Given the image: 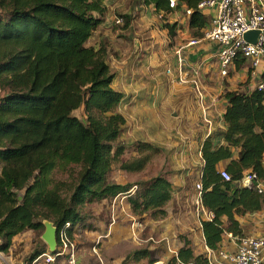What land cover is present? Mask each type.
Listing matches in <instances>:
<instances>
[{"label": "trees", "instance_id": "1", "mask_svg": "<svg viewBox=\"0 0 264 264\" xmlns=\"http://www.w3.org/2000/svg\"><path fill=\"white\" fill-rule=\"evenodd\" d=\"M144 1L173 36L178 23L170 24L171 15H184L187 8L194 9L188 18L193 36L207 26L199 0H178L175 9L168 0ZM106 12L104 0H0V253L9 252L19 234L45 230V219L58 232L70 223L73 238L79 226L90 228L86 205L112 204L120 196H127L139 220L167 216L175 186L165 174L134 183L113 179L117 169L144 172L162 150L143 140L118 142L127 122L119 111L124 94L113 87L108 48L87 44ZM117 17L124 28L132 19ZM243 66L246 60L238 59L236 68ZM223 97L224 130L210 134L201 147L202 204L213 215L201 224L213 251L223 248L227 234L244 236L237 217L264 209V196L240 185L246 171L264 178V89L240 87ZM80 110L82 117L76 115ZM127 153L133 154L123 159ZM222 170L232 179L225 180ZM180 237L183 246L166 264H210L190 239ZM36 246L30 264L49 251L46 244ZM161 257L159 250L143 247L123 264H155Z\"/></svg>", "mask_w": 264, "mask_h": 264}, {"label": "crops", "instance_id": "2", "mask_svg": "<svg viewBox=\"0 0 264 264\" xmlns=\"http://www.w3.org/2000/svg\"><path fill=\"white\" fill-rule=\"evenodd\" d=\"M104 3L107 6L104 21L94 31L96 35L95 33L92 35L88 41V45L96 48L103 45L106 46L110 53L111 63L114 65L115 61H118L120 58L121 62L119 64L121 66L133 64V66H126L129 68L127 69V74L133 73V75L134 73H141V70L136 67L139 64L146 63L148 59L154 58L157 61H161L160 59L170 61L172 59L178 64L176 51L182 48L185 59L183 67L184 76L189 80V82H180L177 71V82H167L168 77L166 76L156 78L160 73H153V76H155L154 81H147L144 78L146 75L145 69L144 77L138 80L135 86L130 87L129 92L126 93L122 89L120 90L124 94V97L119 111L125 116L127 121L124 130L128 131V133L131 132L133 135H137L139 141L151 142L159 147L164 154H169L174 151V154H178L181 157L178 160L179 163L171 164L173 166L172 169L175 171L167 175L175 186L173 198L166 206L167 216L159 220H151L147 216H144L143 219H138L143 226L137 228L136 237L142 240V236H146L144 234L146 229L148 228L151 231L152 228L149 238L145 240L143 238L142 242L155 240L156 237H158L159 241L164 240L162 246L167 245L172 253H169L165 247V253L161 260L158 261L161 264H166L170 256L178 254V250L184 244L180 235H185L191 240L192 246H194L197 254L204 253L208 258V250L210 248L206 245L201 224V219L206 216L196 211L194 204L196 191L191 189L190 186H186V178L197 176V182L201 181L202 168L204 166L201 158L202 143L210 134L224 130L225 123L223 119L226 99L220 96V93L224 91L225 87L222 81L225 78L221 74L219 77H216L214 81L216 80L218 83L215 84V87L213 86L214 88L205 81L207 76L212 78V75H216L213 72L214 69L208 66L211 59H217L215 56L217 46L214 43L202 39L199 43L195 44L197 45L195 46V50L193 48V50L188 51L189 49L187 48L188 50H185V47H189L190 45L187 44L184 46L185 42L183 43V41L187 42L191 38L194 39L205 31L210 26L214 11L207 10L202 12L208 17V23L197 36H193L192 29L188 25L189 15H183L180 12L173 13L171 18L175 20L174 23H178L177 33L180 21L184 23L185 33L181 31L179 35L182 39L181 45L169 47L170 38L165 33L166 28L163 27L164 20L158 22L154 30H150V26H145L144 22L137 21L136 19H132L129 26L124 28L123 25H116L115 23L117 15L122 13L119 11L121 0H104ZM111 3L119 6H113ZM157 17L162 18V15L157 14ZM138 23L141 24L142 28L137 26L139 25ZM128 32L133 33V40L136 43L132 52L129 49V43L132 42V39L130 41L126 40V36L129 34ZM163 35L166 41L163 39ZM123 56L126 57V60L122 59ZM196 57H199L198 61L195 64H191L189 61ZM263 71L264 67H260L257 75L258 78L261 77ZM113 72L116 74L114 70ZM250 75L253 76V74ZM197 77L200 80L202 78L200 85L202 93L204 94L203 96L206 98L205 102L199 101L201 106L197 101L198 92L191 83V80ZM216 112L221 115L219 120L215 119ZM203 116L209 118L208 121L210 122V127L207 125L204 126V133L200 132L203 130V127H201L203 125ZM217 127L219 130H215ZM217 138L220 139V136ZM144 178L149 177L144 176ZM118 199L121 202H125L124 205L128 209L127 213L135 221L137 217L131 213L127 196H120L116 200ZM116 212L115 210V214H113L114 220L112 218L113 221L110 224V229L108 227L106 228L108 229L107 234L109 233V235L111 231L117 230L118 228L115 225L116 218H120L122 221L126 220L122 213ZM108 213L110 214V212ZM237 219L241 223L245 233L244 235L264 237V209L248 213L242 217H237ZM26 233H21L18 236ZM111 241L113 242V240ZM116 247L118 246H98L105 260V264H116L117 262L123 261L128 254L138 248L148 247L152 249L154 246H123L124 248L122 249L124 250L121 251L116 250ZM236 247V238L231 234L225 235L222 249L233 251ZM141 263L146 264V260H143Z\"/></svg>", "mask_w": 264, "mask_h": 264}, {"label": "rangeland", "instance_id": "3", "mask_svg": "<svg viewBox=\"0 0 264 264\" xmlns=\"http://www.w3.org/2000/svg\"><path fill=\"white\" fill-rule=\"evenodd\" d=\"M113 6L118 7L119 5H115L114 3H111ZM124 4V7H123ZM122 13L121 14H128L132 17V19H136L137 21L144 22L145 26H150V30H154L156 28V24L162 20H164L161 17H157V12L154 11V7L152 5L146 4L144 0H121V6L119 7ZM119 17L115 18V23H117V20ZM131 19V20H132ZM135 20V21H136ZM173 18L169 20L170 24H174ZM120 25H124V21L122 23H119ZM138 27H141V24L138 23ZM163 27H165V33L166 35L169 36L170 38V43L169 47H175L176 45H181L182 39L179 37L181 34V31L185 33V27L184 23L180 21V26L178 28V33L176 36H173L170 33V29L165 25V22L163 23ZM139 30V29H138ZM95 33V32H94ZM126 36V40H131L132 42L129 43V49L132 52L133 47L136 46L135 41L133 40V33L128 32ZM96 35V33H95ZM94 35V37H95ZM190 35V33H189ZM125 38V37H124ZM96 39V37H95ZM93 39V40H95ZM163 39L166 41L165 36L163 35ZM193 39V38H191ZM187 42L183 41L184 46H186L189 41ZM172 40V41H171ZM88 44V43H87ZM203 44V43H202ZM195 46L197 45H192L189 47H185V50L187 49L188 51L195 50ZM188 56V54H187ZM122 59L126 60V57L123 56ZM199 57H196L195 59H192L189 61L191 64H195L198 61ZM157 61L154 58L153 59H148L146 63L139 64L136 68L141 70V73H130L127 74V68L126 66H133V64H126V66H121L119 63L121 62V59L119 58L118 61H115V64L113 65L110 61L109 57V62H110V68L111 70L116 72V77L113 81V87L116 90H123L126 93L129 92V88L133 87L137 84V81L142 79L144 77V72L146 69V75L145 79L147 81H154L155 76H153V73H160L156 76V78H161V76H166L168 77L167 82H177V71L179 73L178 64L175 63L172 59L170 61L168 60H162ZM128 62V61H126ZM160 62V63H159ZM118 63V65H116ZM218 60L213 58L209 61L208 66L212 69H214L213 72L216 73V75H212V78H209L207 76V79H205L206 83L208 85H211L212 88L215 87V84L218 83V81H214L216 77L220 76V69L219 65L217 64ZM171 68L172 71L168 72L167 69ZM156 69V71H154ZM250 63H246V66L242 67L241 69H237L236 67L232 69L231 71V76L226 77L222 83L224 85V91L220 93V96H223L224 92L226 90H231V89H236L242 87L245 90H251L254 88V86L257 84V82L261 79L258 78V76H252L250 75ZM199 83L201 84V80L197 77ZM221 79V78H220ZM157 80V79H156ZM155 80V81H156ZM201 86V85H200ZM214 86V87H213ZM201 88V87H200ZM204 95V94H203ZM206 98L203 96V102H205ZM197 101H201L200 96L198 95ZM200 104V102H199ZM201 106V104H200ZM76 115L79 117H82V110L77 111ZM203 130L200 132L204 133L205 128L204 126L207 125L210 127V122L208 121L209 118L203 116ZM221 118V115L216 112L215 114V119L219 120ZM215 130H219L217 127ZM139 141L137 135H133L131 132L128 133V131L124 130L120 136L119 143L123 142L126 143L128 146L131 145L133 142ZM133 153H127L126 156L123 157V159L128 158L129 156H132ZM181 159V157L178 154H174V151L169 154H164L163 152L159 155H157L154 159L153 162H151L148 166V168L142 172V173H125L121 171L120 169H117L114 174H113V179L118 182H139L141 180H145L144 176L148 177H154L158 174H165L166 176L170 173H173L175 170H173V166L171 164H176L179 163L178 160ZM199 166V165H198ZM1 169V167H0ZM197 171V169H196ZM197 173V172H196ZM56 177L57 178H67L66 174H63L61 172H56ZM187 185L190 186L191 189L196 191V196L194 199V204L196 207L197 211V205H196V199H197V176H193L191 178H186ZM137 185L134 186L133 192L136 191ZM125 202H121V200H114L112 204L109 203H93V204H88L83 208V212L86 215L87 218V223L90 225V228H81L79 226L75 234L73 236L74 240L78 244L79 248V264H99L100 258L97 254L93 252V246L95 244V241L100 238L101 243L99 244L100 246H118L116 247V250H124L123 246H154L152 249H157L159 250L161 256L165 253V247L170 253L171 251L169 250L168 246H162V243L164 240L159 241L158 237L155 238V240H148L142 242L143 238L148 239L149 236L151 235V231L147 228L144 234L146 236H142L141 238L138 239L136 237V232L137 228L134 227L133 221L134 219L130 217V215L127 213L128 209L125 207ZM115 210L119 213H122L123 216H125L126 220L122 221L116 218V226L118 227L117 230L111 231V234L109 235L107 227L110 229V224L114 220L113 214H115ZM110 212V214L108 213ZM116 212V213H117ZM198 212V211H197ZM113 218V220H112ZM129 218V219H127ZM150 218V217H149ZM137 219L134 221H138ZM104 222H102V221ZM151 220H156L152 219ZM159 220V219H157ZM102 222V224H101ZM110 222V223H109ZM104 223V224H103ZM108 223V225H107ZM133 227V228H132ZM135 228V229H134ZM133 230V231H132ZM45 230H40L37 232H27L26 234H23L21 236H17L14 239V244L11 247L9 252H1L0 253V264H30V257L32 254V251L36 245L39 247L44 246L47 243L42 239V234ZM134 232V233H133ZM107 234V236H106ZM96 238V239H95ZM109 240V242H107ZM113 240V242L111 241ZM48 247V245H47ZM143 248V247H141ZM49 249V248H48ZM101 251L99 250V254ZM133 252V251H132ZM172 253V252H171ZM102 256V255H101ZM127 257V256H126ZM125 257V258H126ZM162 258V257H161ZM160 258V260H161ZM104 260V258L102 257ZM125 260V259H124ZM123 261H121V264H123ZM105 261V260H104ZM113 262V261H112ZM110 262V263H112ZM158 263V262H156ZM155 263V264H156ZM54 264H68L64 261H58L55 262ZM101 264V263H100ZM128 264H135V263H128ZM138 264H145V263H138ZM147 264V261H146ZM160 264V262L158 263Z\"/></svg>", "mask_w": 264, "mask_h": 264}, {"label": "built area", "instance_id": "4", "mask_svg": "<svg viewBox=\"0 0 264 264\" xmlns=\"http://www.w3.org/2000/svg\"><path fill=\"white\" fill-rule=\"evenodd\" d=\"M172 9L177 8L178 0H168ZM197 9L201 12L213 10L214 15L210 26L192 39L188 45H195L200 40H208L217 46L215 56L218 60L220 74L223 78L230 75L236 67L238 59L246 60L250 63V73L257 76L259 68L264 67V0H199ZM193 8H187L186 14L191 15ZM124 20L120 17L117 23ZM249 31H258L257 41L249 42L244 35ZM179 71V81L189 82L184 76V54L182 48L177 51ZM171 72V68H168ZM261 79L254 87L259 90L264 89V71ZM196 88L201 102L203 93L197 78L191 80ZM221 174L225 180H231L232 176L227 170H222ZM240 185L256 190L264 196V178L258 176L254 171H246L240 180ZM197 187V211L205 214L207 218H212V213L208 212L202 204L203 185L201 181ZM139 221L134 223L135 228L142 227ZM70 223L63 226L58 232V247L55 253L50 251L41 254L33 260L31 264H54L58 258L68 264H79V248L77 242L69 234ZM235 237V236H234ZM237 247L233 251L221 249L218 251L208 250V261L210 264H263L264 237L241 236L235 237ZM100 238L95 241L93 252L100 258V263L105 264L101 254H99ZM116 264H121L117 262Z\"/></svg>", "mask_w": 264, "mask_h": 264}, {"label": "water", "instance_id": "5", "mask_svg": "<svg viewBox=\"0 0 264 264\" xmlns=\"http://www.w3.org/2000/svg\"><path fill=\"white\" fill-rule=\"evenodd\" d=\"M259 32L249 31L244 37L249 42H256ZM45 231L42 234V239L47 243L49 251L55 253L58 247V228L51 220H43Z\"/></svg>", "mask_w": 264, "mask_h": 264}, {"label": "bare ground", "instance_id": "6", "mask_svg": "<svg viewBox=\"0 0 264 264\" xmlns=\"http://www.w3.org/2000/svg\"><path fill=\"white\" fill-rule=\"evenodd\" d=\"M161 264V263H160Z\"/></svg>", "mask_w": 264, "mask_h": 264}]
</instances>
